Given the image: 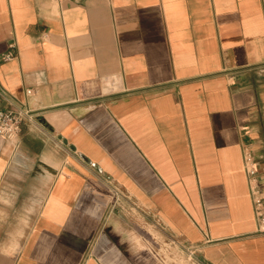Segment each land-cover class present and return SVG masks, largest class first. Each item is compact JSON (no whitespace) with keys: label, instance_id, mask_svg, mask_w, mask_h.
Here are the masks:
<instances>
[{"label":"crops","instance_id":"crops-1","mask_svg":"<svg viewBox=\"0 0 264 264\" xmlns=\"http://www.w3.org/2000/svg\"><path fill=\"white\" fill-rule=\"evenodd\" d=\"M16 104L0 264H264V0H0Z\"/></svg>","mask_w":264,"mask_h":264},{"label":"built area","instance_id":"built-area-1","mask_svg":"<svg viewBox=\"0 0 264 264\" xmlns=\"http://www.w3.org/2000/svg\"><path fill=\"white\" fill-rule=\"evenodd\" d=\"M14 56L15 55L11 51L4 55L5 59H11ZM31 92V90H28V93ZM33 121V112L23 106L16 104L12 108L2 109L0 110V135L11 140L16 146H18L19 139L24 132L25 126L29 125ZM244 161L246 171L251 178V183L254 185L253 190L255 203L257 208L260 209L263 205L264 196L261 194L258 187L259 183L257 173L259 172V164L248 147H245Z\"/></svg>","mask_w":264,"mask_h":264},{"label":"rangeland","instance_id":"rangeland-1","mask_svg":"<svg viewBox=\"0 0 264 264\" xmlns=\"http://www.w3.org/2000/svg\"><path fill=\"white\" fill-rule=\"evenodd\" d=\"M155 254L159 252L162 256H166L165 259L169 261H178L180 264H193V258L190 256L188 252L179 251L174 245L167 244L166 241H160ZM158 255V254H157ZM159 256V255H158Z\"/></svg>","mask_w":264,"mask_h":264},{"label":"clouds","instance_id":"clouds-1","mask_svg":"<svg viewBox=\"0 0 264 264\" xmlns=\"http://www.w3.org/2000/svg\"><path fill=\"white\" fill-rule=\"evenodd\" d=\"M23 239H24L23 236L19 237V238H18V243H19V240H23ZM0 251H2V248H0Z\"/></svg>","mask_w":264,"mask_h":264}]
</instances>
